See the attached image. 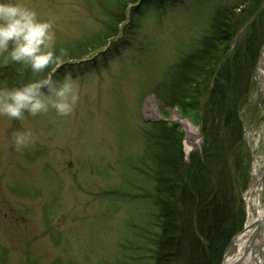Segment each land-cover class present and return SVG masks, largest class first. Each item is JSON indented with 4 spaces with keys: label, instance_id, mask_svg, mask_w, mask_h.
I'll return each instance as SVG.
<instances>
[{
    "label": "rangeland",
    "instance_id": "374dc122",
    "mask_svg": "<svg viewBox=\"0 0 264 264\" xmlns=\"http://www.w3.org/2000/svg\"><path fill=\"white\" fill-rule=\"evenodd\" d=\"M14 2L36 10L41 19H52L57 54L63 49V59L79 63L39 74L12 63L20 68L18 73L26 71L27 81L49 73L57 81L70 75L79 86L80 100L70 116L50 110L26 115L23 121L0 117V264H153L150 256L164 217L149 197L152 178L137 165L146 153L156 151L151 150L156 142L152 123L158 121L183 133L185 175L172 191L183 222L178 241L182 253L173 264L195 258L190 238L203 240L199 231L213 238L208 179L216 188V174L225 177V184L229 179L233 183L230 208L238 221L216 245L218 264H225L237 251L233 238L247 229L249 215L264 206V97L254 77L264 55V34L256 27L260 21L264 24V0ZM238 5L245 12L239 18L231 13L230 29L235 32L224 47L223 60L243 57L231 91L241 126L230 123L221 130L229 147L208 163L205 99L202 108L187 112L170 104L179 95L171 84L183 73L177 62L188 54L196 56L200 39L212 31L213 16ZM121 28L124 35L112 37L115 43L104 49L106 38ZM12 73L0 59V74L8 76L0 77V88L21 86L25 75ZM242 78H249L250 88L245 80L246 86H239ZM187 124L197 137L191 150ZM29 129L37 142L17 151L12 133ZM198 174L201 187L208 190L204 195L197 182L193 191L185 183ZM254 190L256 202L250 199ZM203 207L209 211L204 218L208 227L197 220ZM175 215L172 212L176 221ZM139 243H145L143 251L136 247ZM212 262L216 264L215 255Z\"/></svg>",
    "mask_w": 264,
    "mask_h": 264
},
{
    "label": "trees",
    "instance_id": "16d2710c",
    "mask_svg": "<svg viewBox=\"0 0 264 264\" xmlns=\"http://www.w3.org/2000/svg\"><path fill=\"white\" fill-rule=\"evenodd\" d=\"M244 9L245 7L238 5V7L233 9L228 8L227 11L220 10L218 14L213 16L212 31L200 39V47L195 51L196 56L188 54L177 62L183 73L181 76L178 73L175 81L171 84L173 88L177 87V94L179 95L175 96V102L170 104L181 105V108L187 112L193 111L200 105L202 108L201 103L205 99L203 108L205 114L203 121L204 135L206 137L204 153L208 163H210V158L222 153L223 148L227 150L229 147L228 139H224V132L220 134L221 130L228 128L227 124L230 123L240 124L239 119L235 118L236 105L231 100V96L233 97L234 95L231 91L236 86L237 72L243 57H236L233 62L227 59L223 60V57L227 52L224 47L232 43L231 34L235 32L232 28L230 29L234 19L231 13L233 12L234 17L237 16L239 18V14L245 12ZM263 26V21L256 24V27H259L261 36L264 34ZM244 80L248 82L249 87V78H242L239 86H246ZM211 83H213L212 87ZM231 120L233 121L231 122ZM152 130L153 133L155 131L153 138L156 142L151 150L155 149L156 151L154 153H146L138 161L139 166L137 165L140 173L147 174L152 178L153 191L152 196L149 197H153V200L157 201L156 205L158 208L160 207L159 211H162L161 215L164 217V220H162L164 222L156 238L157 246L154 253H151L150 259H152L153 264H173L177 259V255L180 252L182 253L181 245L178 241L183 222L180 216L181 213L178 211L179 208H176L178 206L175 202L176 193L173 194L172 191L177 189L182 180H184L185 175L184 169H186V166L182 147L183 133L178 131L177 126H170L167 122L161 121L152 123ZM151 157H153L154 163L149 160ZM197 177H201V175L190 176L185 180L188 186L187 189L193 191V181H195L200 186V192L204 195V192L208 190L204 185L201 187ZM207 177L209 178V176ZM216 177V182L214 181L216 188L212 186L211 181L208 179L210 198L208 207L211 209L212 227L210 228L212 229L213 238L205 231H199L203 236L201 241L195 240V236L191 237V250L193 253L196 252V255L195 258L191 256L188 260L184 259L185 262L187 261L185 264H213V255H215V261L218 264L217 258L220 252L219 248L216 247L217 243L237 227L238 221L234 215L236 212L230 208V203H232L230 194L233 193V183L229 179L226 180L228 184H225V177L221 174H216ZM164 191L166 192L164 193ZM178 203L181 204V202ZM241 208L243 209L242 206ZM175 211L179 215H175L177 222L172 218V212ZM208 212L206 208H201L197 219L200 220L201 225L207 227L208 224L205 223L204 218ZM202 241H204L203 246L201 245ZM144 244L139 243L136 247L143 251L145 249ZM149 251L151 252V250ZM197 253L200 255L199 258Z\"/></svg>",
    "mask_w": 264,
    "mask_h": 264
},
{
    "label": "clouds",
    "instance_id": "9594fccd",
    "mask_svg": "<svg viewBox=\"0 0 264 264\" xmlns=\"http://www.w3.org/2000/svg\"><path fill=\"white\" fill-rule=\"evenodd\" d=\"M64 50L57 54L52 19H41L36 10L14 0H0V59L5 65L22 64L33 74L60 66ZM80 100L79 86L70 75L62 81L49 73L21 87L0 88V117L23 121L26 115L38 116L55 110L70 116ZM38 137L29 130L12 133L17 151L35 144Z\"/></svg>",
    "mask_w": 264,
    "mask_h": 264
},
{
    "label": "bare ground",
    "instance_id": "6f19581e",
    "mask_svg": "<svg viewBox=\"0 0 264 264\" xmlns=\"http://www.w3.org/2000/svg\"><path fill=\"white\" fill-rule=\"evenodd\" d=\"M263 55V53H262ZM262 61H261V65L264 64V55L262 56ZM262 70L264 69V65H263V68H261ZM187 126V129H189V136H188V140H187V146H188V149L191 150L192 147L195 145L196 141H197V137L195 136L194 133H192L191 128L189 124L186 125ZM253 194H256V191L254 190L253 192L250 191V199H254V201L256 202V197L253 196ZM260 210H259V213L257 214L256 211H253V213H251L249 215V220H248V224H247V229L244 231V232H240L242 234H240L237 238V241H235L236 243V246H237V253L232 255V256H227L226 257V261H225V264H262L264 263V251H261L260 254H255V255H250L249 254H244V247L247 243V239H248V236L250 234V231H251V225L256 223L257 220H258V217H259V220H263L264 219V209L263 207L260 205L259 206ZM259 215V216H258ZM258 216V217H257ZM254 226V225H253ZM253 260H252V259Z\"/></svg>",
    "mask_w": 264,
    "mask_h": 264
},
{
    "label": "water",
    "instance_id": "95a60500",
    "mask_svg": "<svg viewBox=\"0 0 264 264\" xmlns=\"http://www.w3.org/2000/svg\"><path fill=\"white\" fill-rule=\"evenodd\" d=\"M261 58V56H260ZM262 219V218H261ZM259 220L257 221L254 225H256V231L255 233H253L252 235H250V246H247L246 247V251L249 250L250 247L253 248V252L256 251V247L258 246V240L260 241V243L262 244V246H264V219L263 220ZM234 238H233V241H232V245L234 243ZM264 251V249L262 250ZM264 264V263H262Z\"/></svg>",
    "mask_w": 264,
    "mask_h": 264
}]
</instances>
